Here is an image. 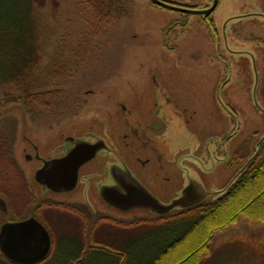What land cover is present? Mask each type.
I'll return each mask as SVG.
<instances>
[{"label": "rangeland", "instance_id": "374dc122", "mask_svg": "<svg viewBox=\"0 0 264 264\" xmlns=\"http://www.w3.org/2000/svg\"><path fill=\"white\" fill-rule=\"evenodd\" d=\"M33 1L41 54L39 67L50 68L58 57L68 70L62 72L66 75L62 82L54 79L48 88H42L57 90L54 101L58 104L52 114L42 110L29 112L27 103L0 104V135H11L13 124L19 135L22 128L31 135L53 131L59 125L51 118L60 116L61 111L66 112L64 117L69 124L80 121L83 127L94 126L98 117H104L108 102L124 100L143 110L150 90L160 86L196 111L189 122L196 135L181 145L191 149L185 156L181 154L169 171L148 165L146 174H158L151 176L153 180L162 175L176 179L179 172H192L194 166L202 173L212 168L211 180L205 183L209 192L206 201H210L242 172L241 166L264 140V0H221L212 16L218 39L199 16L163 8L149 0H125L127 13L107 24L100 23L101 29L96 27L98 20L93 9L83 0ZM164 1L200 9L211 2ZM236 15L247 17L227 21ZM9 88L16 87H0V94H7V100L18 94L4 93ZM231 132L237 135L227 144V161L214 163L213 167L204 154L199 156L208 139L219 140ZM197 145H202L196 153L197 160L186 157L193 154ZM116 149L129 161V149L119 144ZM233 154L240 155L242 163L232 161ZM1 169L6 180L7 174ZM89 209L91 216L83 211L81 234L93 230L95 214L116 224L157 219V215L144 210L118 212L101 201ZM0 217L4 220V216ZM145 228L113 231L114 235L128 234L130 238ZM201 264H264V224L241 219L217 233L211 254Z\"/></svg>", "mask_w": 264, "mask_h": 264}, {"label": "flooded vegetation", "instance_id": "af4514ba", "mask_svg": "<svg viewBox=\"0 0 264 264\" xmlns=\"http://www.w3.org/2000/svg\"><path fill=\"white\" fill-rule=\"evenodd\" d=\"M213 3L214 0H211L201 9L182 3L176 5L206 10ZM220 3L221 0H218L215 10L209 15H188L199 16L204 25L211 21L215 23L212 16L214 18ZM247 15L232 16L227 21L245 18ZM226 22L223 23V32L226 30ZM213 34L214 38L218 39V34ZM147 96L149 100L145 101L143 110L124 100L108 102L105 113L103 112L104 117H98L99 121L94 126L83 127L80 121L69 124L66 116L64 117L66 112L61 111L60 116L51 118L59 125L53 131L44 134L33 132L31 135L26 133L27 129L22 128L23 132L19 135L16 125L13 124L11 135L3 132L0 135V150H3L7 157L4 161L5 153H0L3 159L0 168L7 174L6 181L9 185L15 184L10 186V190L0 194V199L4 201V204L0 203V214L4 216V220L0 217V231L5 224H16L29 219L37 221L50 237V250L42 260L44 261L51 255L56 237L70 233L81 234L79 230L82 226L83 211L91 216L89 208L97 201L118 212L144 210L157 215L156 217L174 213L182 208L176 206L161 214L142 206V200L139 198V204L134 208L129 209L131 205H121V208H118L107 201L110 192L126 196L137 189H144L159 203L170 205L182 198L184 191L190 189L186 192V202L197 205L206 201L208 195L206 198L202 197L204 195L201 191L199 193V189L209 194L205 183L211 180L212 168L202 173L194 166L192 172H179L180 176L176 179L162 175L153 180L151 176L154 172L146 174L147 170H150L147 169L148 165L151 169L169 171L181 154L185 156L184 153L190 151L191 146L185 148L181 145H185L191 136L194 138L195 132L189 122L191 114H196L195 110L178 100L167 88H152ZM56 104V101H47L44 107H35L29 112L42 110L52 114ZM236 135L237 133L231 132L219 140L208 139L206 149L200 150L203 152H200L199 156L204 154L213 167L214 163L227 161V144ZM117 144L129 149V161L118 153ZM197 146L193 149V154L186 157L196 161L199 157L196 153L202 145ZM233 160L242 163L243 158L233 154ZM242 168L243 165L240 170ZM0 177L5 178L2 173ZM43 178L45 181L41 182ZM222 190L216 193L220 195ZM95 215L93 229H96L100 219L107 218Z\"/></svg>", "mask_w": 264, "mask_h": 264}, {"label": "trees", "instance_id": "16d2710c", "mask_svg": "<svg viewBox=\"0 0 264 264\" xmlns=\"http://www.w3.org/2000/svg\"><path fill=\"white\" fill-rule=\"evenodd\" d=\"M83 1L93 9L98 29L100 23L107 24L127 13L125 0ZM33 7V0H0V87H16L4 93H18L9 100L7 94H0V104L27 103L29 110L54 101L57 90L42 88H48L54 79L62 82L66 77L64 71L68 70L58 57L50 68L39 67L41 54ZM207 28L212 34L217 32L212 21ZM0 153L5 152L0 150ZM4 157L5 161L6 153ZM248 160L242 172L213 200L154 220L116 224L100 219L89 234L70 233L56 237L51 255L37 264H201L211 254L217 233L241 219L264 224V140ZM5 181L0 177V194L10 190ZM140 227L146 228L130 238L128 234L124 237L114 235V231L132 232ZM0 264L17 263L0 250Z\"/></svg>", "mask_w": 264, "mask_h": 264}, {"label": "water", "instance_id": "95a60500", "mask_svg": "<svg viewBox=\"0 0 264 264\" xmlns=\"http://www.w3.org/2000/svg\"><path fill=\"white\" fill-rule=\"evenodd\" d=\"M157 6L171 9L183 14H197L209 15L211 14L217 4L218 0H214L213 5L206 10H196L186 7H181L164 0H149ZM156 86L157 83H155ZM263 142H260V144ZM259 144V145H260ZM66 161V160H63ZM70 162V160H68ZM44 170V169H43ZM45 181L44 178L40 180ZM46 183V182H45ZM48 183V182H47ZM50 185V184H49ZM188 189L187 191H189ZM184 191L182 198L176 200L170 205L159 203L153 198L146 190L137 189V191L129 195H121L117 192H110L107 196V201L114 207L121 208V205H131L129 209L134 208L139 204L137 198L142 200V206L151 208L161 214L169 212L176 206L188 208L194 206L192 203L186 202L187 194ZM203 193L207 197L208 193L203 189H199V193ZM186 194V197L184 196ZM112 195V197H111ZM111 197V199H110ZM0 203L4 201L0 199ZM0 250L12 262L17 264H37L42 261L49 253L50 250V237L44 227L33 219H29L16 224H5L0 231Z\"/></svg>", "mask_w": 264, "mask_h": 264}]
</instances>
